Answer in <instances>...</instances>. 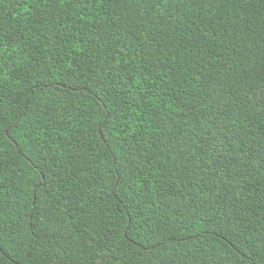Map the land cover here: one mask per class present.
Here are the masks:
<instances>
[{
    "label": "trees",
    "instance_id": "trees-1",
    "mask_svg": "<svg viewBox=\"0 0 264 264\" xmlns=\"http://www.w3.org/2000/svg\"><path fill=\"white\" fill-rule=\"evenodd\" d=\"M0 264H264V0H0Z\"/></svg>",
    "mask_w": 264,
    "mask_h": 264
}]
</instances>
